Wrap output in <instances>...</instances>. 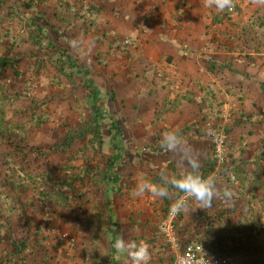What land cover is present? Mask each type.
<instances>
[{"label":"crops","instance_id":"1","mask_svg":"<svg viewBox=\"0 0 264 264\" xmlns=\"http://www.w3.org/2000/svg\"><path fill=\"white\" fill-rule=\"evenodd\" d=\"M3 1L18 8L25 2ZM90 6L99 10L98 14L81 17L79 13ZM234 6L238 13L218 12L205 7L204 0H49L37 5L49 21L48 36L65 47L80 65L92 70L91 78L103 92L114 93L115 101L106 107L123 134L120 147L142 149L145 153L158 148L154 151L159 152L156 157L144 154L140 168L132 174L119 173L123 188L127 183L137 185L140 180L159 184L156 179L163 180L164 173L175 175L182 167L178 153L189 145L201 154L202 165L208 152L202 130L211 122L206 112L222 111V125L230 124V111L237 122L250 116L249 121L232 131V161L236 160L232 165L240 160L249 162L257 151L264 152V146L258 145L264 140V27L256 23L264 21V0H234ZM87 20L94 21L93 25ZM53 27L59 35L51 34ZM26 69L22 70L25 82L36 84L30 77L31 63ZM40 78L52 82L51 75L37 79ZM52 92L66 95L71 88L49 86L44 96ZM78 94L85 102L82 86L71 97ZM81 117L77 113L66 131L76 127ZM173 128L184 140L176 153L163 149L160 141L161 135ZM108 135V140L104 135L101 150L107 156L111 154ZM80 147L79 144L75 150ZM261 165L264 181V158ZM148 168L154 170L149 172ZM254 170L251 165L246 168L249 175ZM135 188H124L119 195H113L122 194L123 198L119 201L114 197L113 203L119 201L114 209H120L122 214L152 213L153 202L163 201L150 193L137 196ZM60 211L68 215L67 210ZM61 212L58 220L64 214ZM34 251L28 257L17 256V262L9 264H95L94 259L86 263L68 259L59 250H53V256L39 249Z\"/></svg>","mask_w":264,"mask_h":264},{"label":"rangeland","instance_id":"2","mask_svg":"<svg viewBox=\"0 0 264 264\" xmlns=\"http://www.w3.org/2000/svg\"><path fill=\"white\" fill-rule=\"evenodd\" d=\"M42 2H49V0ZM83 12L88 14L87 9ZM50 13L52 14V12ZM26 14L30 15L31 12ZM89 20L85 22L88 23ZM89 23H94V21ZM10 27L12 26L9 24L8 28ZM56 33L59 35V32ZM4 46H8V42L1 41L0 56L8 55ZM29 50L30 46L23 41L16 47L18 74H22V70H25L31 63L28 59ZM45 75L42 72L40 76ZM15 76V71L10 70L3 75L0 82V264H9L13 260V262H17V255L10 245L8 236L12 235L16 240L24 237L21 234L22 220L20 216L22 211H26L29 215L32 228H37L39 231L36 236L33 235L35 230L33 231L28 248L22 254L25 257L34 254L35 249H39L47 256H53V250H59L66 254L68 259L78 258L85 263L94 259L95 264H112L111 260L113 259V262H117L116 264H131L126 254H118L109 244L118 235L124 234L137 242H146L150 246L149 264H170L175 258V252L179 250L177 245L189 242L200 245L204 252L216 260L219 257L220 261L214 260L216 264H264V195L251 198L248 191L238 190L237 185L231 183L232 178H229V176L231 177L229 171L219 175V171L216 169L213 176L218 184L228 185L235 192L233 202L228 204L222 199H214L211 207L207 210L182 211L181 219L177 218V211L172 208L174 202L181 196L173 198L169 193L166 196L167 202H165L168 203V207L163 205L164 201L159 199L160 204L157 201L153 202L155 206L152 213L140 212L137 214H122L120 209H114L117 203L123 199L122 194L114 196L116 199L118 197L119 201L113 203V218L109 220L100 209L101 201L95 195L96 185L87 184V179L83 181V186L78 181L74 184L75 190H77L76 195L78 196V192H81L85 194V197L78 199L76 196L77 198L64 209L68 211V215L48 202L44 203L41 194L51 191L50 186L56 180H63L69 174L66 170L64 171L65 168L74 166L78 169L90 166L95 169L97 165L102 167L107 155L99 150L88 149L85 152L86 150H83L85 143L78 142L74 148L65 153L54 154L45 159L42 155L43 149L46 150L62 141L66 128L72 126L70 122L72 118L77 113L84 115L85 102L79 94L76 99L71 97L73 93L57 95L52 92V94L44 96L45 89H48L49 86L56 87L57 84L41 78L38 80V77L30 75L36 84L28 85L24 79L25 75L22 74V77L19 78ZM31 100L38 104V111H35L36 116L33 118L31 115L17 114L27 112ZM222 113V111L219 112L220 115ZM232 113L233 111L228 119L230 124L222 125L223 118L219 114L206 112V116L211 121L210 126L205 125L201 130L204 131L202 136L208 140L207 154L211 153L214 146L213 137L207 132L211 130L216 138H221L223 128L227 125L232 126L234 120ZM74 121L75 119L72 120V122ZM37 123L40 124V127L36 126ZM14 124L22 131L14 129ZM233 132L228 134L227 139L223 138L224 154L221 158L228 169L231 168L234 161L236 162V160L232 161L235 154L231 144ZM104 135L108 140L107 128L104 129ZM79 144L82 147L75 150ZM258 145L263 147L264 140ZM154 151L156 149L146 150L147 153L142 149H123L124 155L118 165L119 173L134 172L135 169L140 168L141 158L144 154L153 157H156L157 153L159 154ZM256 151L257 149L254 150V152ZM148 170L152 172L154 168H148ZM77 172L74 173L75 176ZM45 176H49L50 180H46ZM135 187L136 185L130 186L127 183L124 188L131 190ZM124 188L122 186V190ZM67 194L70 195L71 191H67ZM114 197L111 193L109 194L110 201H113ZM190 203L192 207H195L194 201ZM60 212L64 214L58 220ZM220 213L227 214V218H224L223 221L225 226L219 225L215 220L216 215L218 216ZM63 216H65L64 221L61 220ZM113 222H117L119 225V229L115 231V238L111 237L109 233H104L114 228ZM169 222L173 224V234L177 240L175 247L178 248L175 249L168 242L163 231ZM59 225L67 227L61 228ZM63 230L66 233H63ZM180 233H183L184 236L178 237ZM223 249L226 252L224 258L220 256ZM236 250L240 254L232 256L231 254L237 252ZM109 252L112 253V256H108ZM7 258H10L8 263Z\"/></svg>","mask_w":264,"mask_h":264},{"label":"trees","instance_id":"3","mask_svg":"<svg viewBox=\"0 0 264 264\" xmlns=\"http://www.w3.org/2000/svg\"><path fill=\"white\" fill-rule=\"evenodd\" d=\"M42 1L43 0H25L21 7L18 8L0 0V28H2L0 29V43L1 41L8 42V46H4V50L8 55L0 56V82L7 71H14L16 69V62L18 60L15 56V49L19 46V43L23 41L33 48V50L28 52V59L31 61L33 77H39L42 72L49 76L51 75L52 82L57 85H64L71 88L70 93H74V91L81 86L84 88L86 94V110L84 115L81 113L82 117L80 123L76 127L68 129L61 142L54 144L46 150L43 149L42 155L47 159L54 154L65 153L72 149L78 142L85 143L83 145V150H86L85 152H87L88 149L91 151L99 150L100 152L104 145L105 128H107L108 133L110 134L109 145L111 154L106 157L102 167L97 165L95 169L90 166L78 169L74 166L65 168L64 171L66 170L69 174H67L63 180H56L53 185L50 186L51 191H46L41 194V199L44 203L48 202L51 206L64 210L75 198L78 197V199H82L85 197V194L81 192H78V196L76 195L77 190H75L74 184L78 181L81 183L80 185L83 186V181L87 179V184L96 185L95 195L98 200L101 201L100 209L103 214L111 220L113 218L114 204L110 201L109 194L119 195L122 191V178L119 175L118 165L124 155L123 148L120 147L123 134L117 122L108 113L106 107L108 102L115 101V95L113 92H103L92 80V70L80 65L77 59L73 57L65 47L58 46L54 39L48 36L49 33L47 27L50 26L49 21H47L45 13L42 11V7L37 8L38 4H43ZM23 10L25 12H33L31 15H27ZM87 10L90 17L99 12V10L93 6L88 7ZM227 12L238 13L239 10L234 6L231 11L227 10ZM227 12L223 14V17L226 16ZM81 14V17L86 16V13L84 12ZM9 24L12 27L8 28ZM89 25H93V23ZM257 25L259 28L264 27V21H261V23L257 21ZM51 31L53 33L58 32L54 27L51 28ZM15 75L17 78L22 76V74H18V71H15ZM74 99H76V97H74ZM37 105L38 104L34 100H31L28 111L17 114H21L22 116L31 115L34 118L36 116L35 111H38ZM230 113L231 111L228 114L230 115ZM243 115L244 114L242 113L240 116L242 117ZM249 117L250 116L245 120L239 119L240 122H237V119H235L232 122V126L227 125L224 127L222 130L224 138L227 139L230 132H232L235 127L239 128L240 126H243L246 121H249ZM36 126L40 127V124L37 123ZM14 129L22 131L21 128L17 127L15 124ZM155 149L157 150L158 148ZM263 158L264 152L257 151L251 161L242 162L240 160L228 169L225 166V162L221 161L218 163L213 151H211V153L207 154L202 161L201 174L207 177L208 175H215L216 169L219 171V175L222 172L227 173L229 171V174L231 175L229 178H232L231 183L236 184L238 190L248 191L251 198H256L261 194L264 195V181L261 178V162ZM250 165L255 167V170L251 175L246 172V168ZM171 169L175 173V170L173 168ZM76 172L77 174L75 176L74 173ZM45 179L50 180V177L45 176ZM161 180L162 177H159L156 179V182L160 183ZM67 191H71V194H67ZM169 193L173 198L183 196V194L172 188L169 189ZM163 201L164 205L168 207V203H165L167 202L166 197L163 198ZM225 213H220L218 216L216 215L215 220L219 225L225 226L223 222L224 218H227V214ZM176 216L178 219H181L182 212H178ZM20 217L22 220L21 234L24 237L20 238V240H16L12 235L8 236L10 245L13 247L15 254L18 257L26 252L33 231L35 230V233L33 234L34 236L39 233L37 228H32V221L26 211H22ZM112 226H114L113 229L104 233H109L111 237L115 238V231L119 229V225L117 222H113ZM231 230L233 231L234 229ZM104 233L103 235H105ZM113 243L114 239L109 242V244L112 245V249H114ZM236 251L237 252H233L231 255L237 256L240 254L238 250ZM108 254V256H112L111 252ZM225 254L226 252L223 249L220 256L224 258ZM111 261L112 264L117 263L113 262V259ZM8 262H10V258H7V263Z\"/></svg>","mask_w":264,"mask_h":264},{"label":"clouds","instance_id":"4","mask_svg":"<svg viewBox=\"0 0 264 264\" xmlns=\"http://www.w3.org/2000/svg\"><path fill=\"white\" fill-rule=\"evenodd\" d=\"M204 6L215 8L218 12L231 10L234 7V0H204ZM212 135L211 130L207 132ZM161 146L163 149L176 153L184 143L182 134L177 129L166 130L161 135ZM182 167L175 175L169 176L164 173V179L159 184H153L150 180H140L135 188L137 196L150 193L157 198H164L169 195V189H175L183 194L172 205L177 212H192L196 209L207 210L211 207L214 199H222L225 203L231 204L235 198V192L228 185L217 183L215 176L205 177L201 174V154L197 149L188 146L187 150L179 151ZM195 202V207L191 203ZM113 248L118 254H126L131 264H149L151 259L150 246L146 242H137L124 234L118 235L113 243Z\"/></svg>","mask_w":264,"mask_h":264},{"label":"built area","instance_id":"5","mask_svg":"<svg viewBox=\"0 0 264 264\" xmlns=\"http://www.w3.org/2000/svg\"><path fill=\"white\" fill-rule=\"evenodd\" d=\"M212 137L214 143L212 151L214 153V156L220 163L222 161L221 157L224 154V134L221 136V138H216L213 134ZM181 198L185 197L181 196ZM173 229L174 227L172 222H169L165 226V228H163V231L167 237L168 242L175 246L177 245V240L174 237ZM214 260L216 259L204 252L200 245L189 242L187 244L184 243V245H181V251L178 252L177 256L174 259V262L171 264H216ZM216 261H220V258L218 257Z\"/></svg>","mask_w":264,"mask_h":264}]
</instances>
